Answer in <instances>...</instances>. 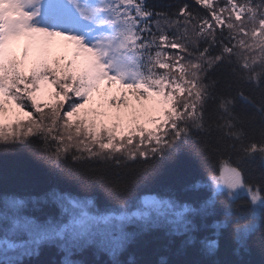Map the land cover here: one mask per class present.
<instances>
[{
  "label": "snow or ice",
  "instance_id": "6c2138e0",
  "mask_svg": "<svg viewBox=\"0 0 264 264\" xmlns=\"http://www.w3.org/2000/svg\"><path fill=\"white\" fill-rule=\"evenodd\" d=\"M19 149L57 183L0 197V250L122 264L141 232L192 243L220 216L205 254L225 228L264 249V0H0V150ZM181 158L194 202L152 187Z\"/></svg>",
  "mask_w": 264,
  "mask_h": 264
},
{
  "label": "trees",
  "instance_id": "16d2710c",
  "mask_svg": "<svg viewBox=\"0 0 264 264\" xmlns=\"http://www.w3.org/2000/svg\"><path fill=\"white\" fill-rule=\"evenodd\" d=\"M160 5L178 3L182 0H155ZM191 3L192 0H187ZM200 165L192 160L181 158L168 165L163 178L152 187L157 191H173L186 202L196 201L205 189L186 191L187 186L203 178ZM57 183L56 177L49 169L36 160L29 149L0 150V197L6 193L36 197ZM71 189V184L60 185ZM223 198V197H221ZM97 205L105 206L102 193L95 195ZM219 218L209 217L202 222L194 234L192 243H185L187 237L170 235L165 229H153L141 232L135 241L121 253L122 264H264V249L260 247L259 235L253 237L247 250H238L230 228L221 231L219 247L211 254H205L200 241L212 236L213 225ZM57 247L43 246L38 256H25L21 264H61L64 259ZM86 260L88 264H108L110 257L106 254L95 255L91 252L71 257ZM4 264V263H0Z\"/></svg>",
  "mask_w": 264,
  "mask_h": 264
},
{
  "label": "rangeland",
  "instance_id": "374dc122",
  "mask_svg": "<svg viewBox=\"0 0 264 264\" xmlns=\"http://www.w3.org/2000/svg\"><path fill=\"white\" fill-rule=\"evenodd\" d=\"M44 99L54 101V98L50 94H45ZM23 255H17L13 251L0 250V263L10 264V262L21 260Z\"/></svg>",
  "mask_w": 264,
  "mask_h": 264
}]
</instances>
